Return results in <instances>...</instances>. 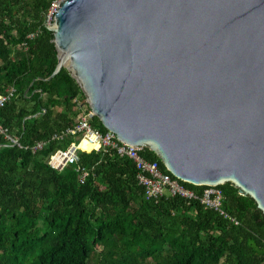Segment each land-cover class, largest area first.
Masks as SVG:
<instances>
[{
    "label": "trees",
    "instance_id": "obj_1",
    "mask_svg": "<svg viewBox=\"0 0 264 264\" xmlns=\"http://www.w3.org/2000/svg\"><path fill=\"white\" fill-rule=\"evenodd\" d=\"M51 1L0 0V97L15 90L0 126L22 147L0 135V264H264V217L231 184L217 187L222 215L198 199L146 200L134 165L114 152L52 166L76 140L51 138L85 98L66 69L40 80L57 64L43 26ZM91 125L106 132L95 117ZM143 156L169 174L152 152ZM180 183L197 198L206 188Z\"/></svg>",
    "mask_w": 264,
    "mask_h": 264
},
{
    "label": "water",
    "instance_id": "obj_2",
    "mask_svg": "<svg viewBox=\"0 0 264 264\" xmlns=\"http://www.w3.org/2000/svg\"><path fill=\"white\" fill-rule=\"evenodd\" d=\"M46 29L57 64L40 80L66 69L119 142L264 217V0H58Z\"/></svg>",
    "mask_w": 264,
    "mask_h": 264
},
{
    "label": "built area",
    "instance_id": "obj_3",
    "mask_svg": "<svg viewBox=\"0 0 264 264\" xmlns=\"http://www.w3.org/2000/svg\"><path fill=\"white\" fill-rule=\"evenodd\" d=\"M57 1L52 0L44 16L43 26L49 27L52 23V16L57 8ZM35 34L29 35L34 38ZM13 88L6 90L5 94L0 97V108L14 97ZM78 109V115L73 124L60 133L54 134L51 140L63 141L67 138L76 140V144L69 146L66 151L58 152L52 159V166L63 168L68 164H77L79 162V152L96 151V152H114L119 158H126L132 162L136 171V181L142 187L146 200H159L165 196L179 197L186 202L198 199L200 204L209 210H214L224 214L221 211L223 196L217 187H206L199 198L186 189L179 180L169 174L161 171L157 161H149L143 156L145 149L139 146H130L117 140L114 133L107 131L101 132L91 125L93 118L92 112L86 102L75 100ZM0 135L11 144L22 148L18 141L7 134V131L0 126ZM85 141L93 148L90 151L80 147ZM43 147V143L38 142L31 148L35 153ZM237 224V223H235Z\"/></svg>",
    "mask_w": 264,
    "mask_h": 264
},
{
    "label": "bare ground",
    "instance_id": "obj_4",
    "mask_svg": "<svg viewBox=\"0 0 264 264\" xmlns=\"http://www.w3.org/2000/svg\"><path fill=\"white\" fill-rule=\"evenodd\" d=\"M80 147L84 150L90 151L93 147L89 145L87 142L83 141L80 145Z\"/></svg>",
    "mask_w": 264,
    "mask_h": 264
},
{
    "label": "rangeland",
    "instance_id": "obj_5",
    "mask_svg": "<svg viewBox=\"0 0 264 264\" xmlns=\"http://www.w3.org/2000/svg\"><path fill=\"white\" fill-rule=\"evenodd\" d=\"M81 102H83V101H81Z\"/></svg>",
    "mask_w": 264,
    "mask_h": 264
}]
</instances>
